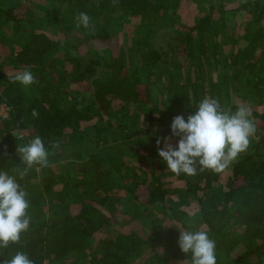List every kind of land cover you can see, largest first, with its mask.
Returning a JSON list of instances; mask_svg holds the SVG:
<instances>
[{
    "label": "trees",
    "instance_id": "16d2710c",
    "mask_svg": "<svg viewBox=\"0 0 264 264\" xmlns=\"http://www.w3.org/2000/svg\"><path fill=\"white\" fill-rule=\"evenodd\" d=\"M69 1L59 17L52 11L61 8L50 3L0 0V45L7 52L0 62V170L16 176L31 217L19 244L0 248V264L17 251L34 264H191L178 246L183 230L206 231L216 241L217 264H264V0H186L208 10L178 32L184 36L177 57L208 64L220 48L216 63L235 67L227 81L188 75L192 86L183 83L159 109L141 74L163 54L143 34L174 26L184 0ZM81 12L91 17L87 28L77 26ZM120 23L130 48L108 29ZM99 46L107 47L105 55L95 53ZM23 68L38 83H13ZM89 83L91 101H74L70 89ZM205 97L232 113L249 105L255 139L223 173L197 166L196 175H176L159 157L157 140L162 148L173 118L187 120ZM37 135L49 166H34L21 179L26 165L17 148Z\"/></svg>",
    "mask_w": 264,
    "mask_h": 264
},
{
    "label": "clouds",
    "instance_id": "9594fccd",
    "mask_svg": "<svg viewBox=\"0 0 264 264\" xmlns=\"http://www.w3.org/2000/svg\"><path fill=\"white\" fill-rule=\"evenodd\" d=\"M77 26L87 28L91 17L84 12L76 16ZM13 83L25 88L38 83L29 68H23L11 77ZM34 118L39 117L37 109L32 110ZM252 109L249 105L240 104L232 113L225 110L217 99L205 97L194 114L187 120L178 115L171 124L172 137H178V145L170 142L172 137L157 140L158 155L166 162L167 169L176 175L184 173L196 175L197 166L200 171L211 170L214 173L225 172L231 164L244 153L250 139L256 133V126L251 119ZM53 149L60 147L59 141L51 144ZM21 163L26 167L19 171L23 179L34 166H49V151L39 135L27 144L18 146ZM27 193L18 183L16 176L0 170V248H8L10 244H19L23 233L30 226L31 217ZM178 246L185 254H191V264H217L216 241L204 230H183L179 233ZM2 264H34L24 251H17Z\"/></svg>",
    "mask_w": 264,
    "mask_h": 264
},
{
    "label": "rangeland",
    "instance_id": "374dc122",
    "mask_svg": "<svg viewBox=\"0 0 264 264\" xmlns=\"http://www.w3.org/2000/svg\"><path fill=\"white\" fill-rule=\"evenodd\" d=\"M34 6H46L49 3L60 7V10L54 9L52 13L56 16L63 17V13L66 10V6L68 3H70L69 0H30ZM13 2V1H12ZM202 9V10H201ZM207 11V3H203V6L201 8L196 7V4H189L184 0V3L180 5V7L176 10L177 12V18L176 22H174V26H167L163 30H156V31H147L143 34V37L145 40H149L150 46L155 49L156 51H159L161 55L163 56V60L159 62V64L154 68H147L143 75L141 74L142 79H146L151 89V102L153 106L158 107V109L161 107L162 104L168 103V101L172 100L175 94V90H177L179 87L182 88L185 83L186 88L191 87V83L187 82L188 75L196 73V76L199 77V71L203 74H206L209 78L212 77V79L217 80L220 78L222 81H227V79L224 77L225 75H228V71L231 69L234 70L235 65H231L228 61L227 62H221L219 65L216 63L219 58H221V51L220 48H216V56L212 59L210 63L201 62L199 61V58L194 57H188L187 60L183 63L180 61V58L182 57V54L179 55L180 58L177 57L174 48L175 45L178 44L177 40L184 36V34H179L178 32H185L184 27H190L192 26L196 20L197 15L201 11ZM200 11V12H198ZM193 13V15H192ZM108 29L112 32V34L115 33V40L118 41L119 45L121 46H129L127 48H130L133 44V42L130 39H127L124 37V34L126 32L123 29V32L121 30V23L117 24L115 27L108 26ZM117 31V32H115ZM61 30L58 28L57 34L55 39L59 41V35ZM76 33H79L77 30ZM127 42L129 44H127ZM219 44V43H218ZM93 49V48H92ZM107 47L105 46H99V48L93 49L96 54L99 56L105 55ZM87 55V53H86ZM95 55V54H92ZM7 56V52L3 50V47L0 45V62L2 58H5ZM92 57V56H91ZM86 56L84 57V59ZM179 59V60H178ZM221 60V59H220ZM199 61V62H198ZM202 67H200V64ZM177 65L180 67V69L177 68ZM5 66V65H4ZM189 68V69H188ZM12 68L11 66L4 69V72L10 71ZM103 71V70H101ZM104 72V71H103ZM102 72V73H103ZM35 76V75H34ZM37 79V76H35ZM140 77V78H141ZM191 77V76H190ZM187 82V83H186ZM92 86L91 83L80 86V87H74L70 89L72 91V98L74 101L77 102H90L92 98ZM223 102L227 103V100L225 99ZM225 110H229L227 104L223 106ZM156 109V108H155ZM173 109H176L173 108ZM183 111V109L178 110L177 112ZM9 109L6 106H3L1 108V115L4 118H7ZM95 123L100 124L99 120H95ZM252 140L255 139V135L251 138ZM173 146H176L178 141L173 140V138L170 141ZM252 142H250V145ZM68 156L73 160L74 154L69 153ZM176 201H178V198L176 196H172ZM189 206V205H188ZM198 211V210H197ZM194 214V212L192 213ZM162 215H158L157 217L161 218ZM191 217H195L194 215H191ZM194 218H192L191 222H193ZM164 226V225H163ZM150 227L146 228V231H150ZM98 239V238H97ZM176 264H185L182 261H176Z\"/></svg>",
    "mask_w": 264,
    "mask_h": 264
},
{
    "label": "built area",
    "instance_id": "2783aa9c",
    "mask_svg": "<svg viewBox=\"0 0 264 264\" xmlns=\"http://www.w3.org/2000/svg\"><path fill=\"white\" fill-rule=\"evenodd\" d=\"M178 145V143L176 144V146Z\"/></svg>",
    "mask_w": 264,
    "mask_h": 264
}]
</instances>
